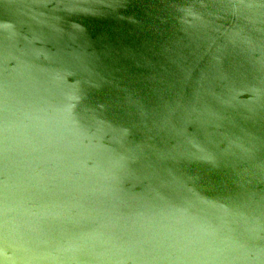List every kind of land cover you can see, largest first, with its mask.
I'll use <instances>...</instances> for the list:
<instances>
[{"label": "water", "instance_id": "1", "mask_svg": "<svg viewBox=\"0 0 264 264\" xmlns=\"http://www.w3.org/2000/svg\"><path fill=\"white\" fill-rule=\"evenodd\" d=\"M0 264H264V0H0Z\"/></svg>", "mask_w": 264, "mask_h": 264}]
</instances>
